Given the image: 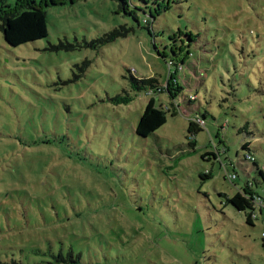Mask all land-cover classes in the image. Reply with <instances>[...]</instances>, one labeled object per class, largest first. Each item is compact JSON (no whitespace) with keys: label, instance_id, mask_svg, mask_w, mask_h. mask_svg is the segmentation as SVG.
Returning a JSON list of instances; mask_svg holds the SVG:
<instances>
[{"label":"rangeland","instance_id":"1","mask_svg":"<svg viewBox=\"0 0 264 264\" xmlns=\"http://www.w3.org/2000/svg\"><path fill=\"white\" fill-rule=\"evenodd\" d=\"M32 1L46 7L47 38L15 47L0 30V264H264L258 219L227 202L249 179L243 142L264 164V0H3L0 10ZM121 25L135 32L86 45ZM60 41L76 49H51ZM166 62L179 67L178 97L112 102L130 91L132 68L165 84ZM157 96L177 115L141 137Z\"/></svg>","mask_w":264,"mask_h":264},{"label":"trees","instance_id":"2","mask_svg":"<svg viewBox=\"0 0 264 264\" xmlns=\"http://www.w3.org/2000/svg\"><path fill=\"white\" fill-rule=\"evenodd\" d=\"M0 1L2 2L3 0ZM119 1L122 4H125L127 0ZM33 2L35 1H32L31 3ZM127 14L131 15L139 25L144 23L147 29L151 32L152 26H150V23H148V19L146 22L140 21L136 12L133 11V9L131 10L130 8ZM0 30L3 32L5 41L9 45L15 47L47 38L48 16L46 7L43 8L36 3H33L26 7L19 5L15 8L3 5L0 10ZM131 32H135L134 27L121 25L119 28H115L109 33H106L104 36L94 39L91 42H87L86 45L90 46L93 49H98L112 41H115L119 37L128 36ZM54 48L57 50L64 48L65 50L69 51L76 49V46L67 42L60 41V44L58 46L51 47V49ZM88 63L89 62H86L85 66H87ZM166 63L170 68L171 63ZM173 67L175 68V70H172V68L169 69V75L165 84L160 83L158 79L153 77L137 78L133 76L129 70L130 91L123 90L122 93L117 94L114 98L111 99L112 102L116 105H128L136 99L139 93L148 94L150 91H153L156 95L168 94L171 97H178L182 92L183 85L178 78V75L180 73L178 71L179 67L175 64H173ZM230 87L233 91H235L233 85H231ZM157 99L158 96L151 97L148 104L146 105L143 114L140 117L136 128V133L141 137H148L163 125H165L167 123L169 114H172L173 116L177 115V113L175 112L170 113L171 111L168 107L164 108L157 105ZM200 122L201 121L197 119L196 121H191L189 123L188 132L191 135L192 140L199 132L203 131L204 129ZM192 140L190 142V148L191 151H195L194 143ZM220 144L223 148V153L219 156H222L228 152V147H226L224 143ZM251 146L252 144L249 140L243 142L241 146V149L243 150L241 159L243 158L248 162V168H244V170L248 174L249 179L241 189V192H237L232 197L227 198V202L237 210L244 211L246 215V222L250 225H254V221L258 219L259 215L262 212V209L264 208V164L252 151ZM206 155L210 154L206 153ZM230 164L234 165V162H231ZM239 165L243 167V165H241L240 163ZM251 171H255L258 177L252 178ZM201 177L202 179H208L211 177V175L205 172L204 174H201ZM236 177H238L237 174ZM259 202H261V206L258 205Z\"/></svg>","mask_w":264,"mask_h":264},{"label":"built area","instance_id":"3","mask_svg":"<svg viewBox=\"0 0 264 264\" xmlns=\"http://www.w3.org/2000/svg\"><path fill=\"white\" fill-rule=\"evenodd\" d=\"M147 17H148L147 15L144 17V19H143L144 22L147 21V19H148ZM130 72H131V74H134V75H137V74H138V71H137V69H135V68H132V69L130 70ZM204 124H205V121H204ZM222 150H223V148H222ZM222 150H221V153H222ZM236 178H237V177H236V174H230V175H229V179H230V180H234V179H236ZM258 205L261 206V202H259ZM262 239L264 240V232L262 233Z\"/></svg>","mask_w":264,"mask_h":264},{"label":"crops","instance_id":"4","mask_svg":"<svg viewBox=\"0 0 264 264\" xmlns=\"http://www.w3.org/2000/svg\"><path fill=\"white\" fill-rule=\"evenodd\" d=\"M258 222H259V227H260V230H261V233L264 232V208L262 209V212L261 214L259 215L258 217ZM256 224V220L254 221V225ZM264 241L262 239V245H263Z\"/></svg>","mask_w":264,"mask_h":264}]
</instances>
